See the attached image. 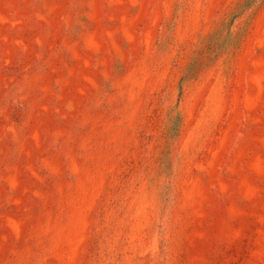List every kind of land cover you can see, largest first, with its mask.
<instances>
[{"label": "rangeland", "instance_id": "374dc122", "mask_svg": "<svg viewBox=\"0 0 264 264\" xmlns=\"http://www.w3.org/2000/svg\"><path fill=\"white\" fill-rule=\"evenodd\" d=\"M0 264H264V0H0Z\"/></svg>", "mask_w": 264, "mask_h": 264}]
</instances>
